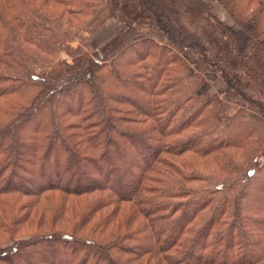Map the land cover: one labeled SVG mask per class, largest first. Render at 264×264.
<instances>
[{
    "label": "trees",
    "instance_id": "obj_1",
    "mask_svg": "<svg viewBox=\"0 0 264 264\" xmlns=\"http://www.w3.org/2000/svg\"><path fill=\"white\" fill-rule=\"evenodd\" d=\"M214 1L234 24L205 0H0V264H264V168L214 190L184 161L264 150V0ZM208 72L242 103L221 140Z\"/></svg>",
    "mask_w": 264,
    "mask_h": 264
},
{
    "label": "rangeland",
    "instance_id": "obj_2",
    "mask_svg": "<svg viewBox=\"0 0 264 264\" xmlns=\"http://www.w3.org/2000/svg\"><path fill=\"white\" fill-rule=\"evenodd\" d=\"M209 3L211 12L219 18L225 24L232 25L234 21L225 11V9L217 4L214 0H205ZM121 23L117 22L114 18H107L103 24L94 30L91 33H86L81 31L84 34V47L91 51L100 48L105 44L114 34L121 28ZM113 34V35H112ZM78 38H74L69 41L72 47L77 46ZM183 58L185 59L186 64L192 68L193 65V55L189 51H184L182 53ZM66 54L60 52V58H65ZM199 92L202 94L203 98L210 99L213 98L217 101H220L222 107L218 110L215 116V120L208 121V124L214 129L212 137L216 140H221L222 136L226 133H233L232 129L235 128L234 125L229 123L232 121L233 117L239 116L238 106L242 103L238 100L231 99L225 94V84L224 82L214 73L208 72L204 74V80L199 87ZM220 104V105H221ZM215 110V108L209 107V110ZM185 116V114H184ZM262 116V115H259ZM264 122V116L260 117ZM232 119V120H231ZM264 138L261 137L260 140ZM259 140H254L249 144H244L242 147H227L221 148L218 152H215L210 158H196L193 157L190 160L187 158L184 159L185 162L192 163L194 162L197 165L198 174L203 175L207 178L206 181H199V184L206 182V185L213 183L212 188L216 190V185H224L233 183L237 180L241 184L246 181V171L245 169L249 164H253L257 169L262 166L264 168V150L261 148ZM264 143V140H263ZM261 152V154H259ZM255 153H258L259 156L257 159L253 158ZM204 166H199V165ZM202 176V177H203ZM248 177V176H247ZM248 179V178H247ZM238 183V184H240ZM247 187L250 188L253 184L251 180L247 181ZM210 185V184H209ZM222 187V185H221ZM220 193L215 191V194L212 195L213 198L219 197ZM224 217V216H223ZM229 216L225 215L224 220L226 223L230 221Z\"/></svg>",
    "mask_w": 264,
    "mask_h": 264
},
{
    "label": "crops",
    "instance_id": "obj_3",
    "mask_svg": "<svg viewBox=\"0 0 264 264\" xmlns=\"http://www.w3.org/2000/svg\"><path fill=\"white\" fill-rule=\"evenodd\" d=\"M113 35V34H112Z\"/></svg>",
    "mask_w": 264,
    "mask_h": 264
}]
</instances>
